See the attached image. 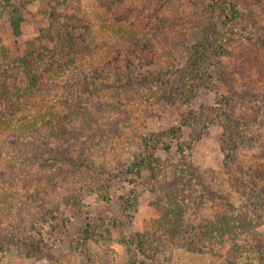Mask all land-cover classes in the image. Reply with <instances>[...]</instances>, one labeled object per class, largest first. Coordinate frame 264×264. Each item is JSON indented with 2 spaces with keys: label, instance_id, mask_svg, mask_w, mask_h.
I'll return each instance as SVG.
<instances>
[{
  "label": "rangeland",
  "instance_id": "rangeland-1",
  "mask_svg": "<svg viewBox=\"0 0 264 264\" xmlns=\"http://www.w3.org/2000/svg\"><path fill=\"white\" fill-rule=\"evenodd\" d=\"M211 1L0 0V264H264V0H225L223 50ZM78 8L96 42L14 97L13 59L57 42L43 13Z\"/></svg>",
  "mask_w": 264,
  "mask_h": 264
},
{
  "label": "trees",
  "instance_id": "trees-1",
  "mask_svg": "<svg viewBox=\"0 0 264 264\" xmlns=\"http://www.w3.org/2000/svg\"><path fill=\"white\" fill-rule=\"evenodd\" d=\"M16 4V3H15ZM17 5V4H16ZM11 4L10 7L12 8V10L10 11L9 14V25L12 28L13 34L15 37L18 36V30H19V24L21 22V15H19V8L16 6ZM211 6L212 8H214V11H216L217 16H218V20H219V26L217 27V30L214 32L215 35H217V39L216 42L214 43V46L216 48H220L221 50L224 49L223 47V43L225 42V40L228 39V33L227 31H232L231 28V24L234 22V8L231 2L225 1V0H212L211 1ZM83 10H81L80 8H78V13H76V17H74V23L71 25V27H69L70 25L65 22L63 24L60 23V21L58 19H56L54 17V12H50V13H43L44 16H46L47 20H48V29L56 34V38H57V42L52 44V47H41L39 48L40 50H27L26 53L21 56V57H16L15 59H13V66L14 68L17 69L18 74L20 75L19 81L22 83V87H18V86H13L12 87V94L14 97H20L22 95H30V94H36V93H41L43 90L41 89L40 85L42 82H44V70H50L51 74L54 70H58L59 68H66L68 66L73 65V67L75 68L78 63H75L74 61V57L71 55L69 57V59H67L68 54L70 55V53H67V51L61 55L59 53V51L56 50L55 47H61V49H66V47H73L74 46V42L73 41H77L79 40L80 45L78 47H81L82 49H87V51H89L90 49V45L94 41V39H92L93 35L91 32H89V34H87V38L84 37L83 35H79V39L75 40V38L72 37V30L74 29V26H77L76 28L79 29V33L80 30L84 27V22L85 21V14L82 12ZM56 14V12H55ZM81 17V18H80ZM71 17H69L68 19H70ZM67 19V20H68ZM66 24V25H65ZM63 26H66L67 28H65V30L67 29V32H63L61 33V28ZM89 18L87 19V29H89ZM230 28V29H229ZM86 29V28H85ZM77 31V30H76ZM81 34V33H80ZM53 39V38H52ZM51 39V40H52ZM214 47V48H215ZM219 49V50H220ZM54 52H58L59 53V58L58 60H65V61H58L57 65L58 67H52V69L49 67L52 66V62L55 59L54 56ZM219 52V51H218ZM93 53L91 55H89V60L94 61V59L92 58ZM96 56V55H95ZM67 59V60H66ZM88 62V60H87ZM91 63V62H89ZM9 64H7L8 66ZM87 65H92L91 64H87ZM6 66V67H7ZM47 66V67H45ZM45 67V68H44ZM56 68V69H55ZM88 74V73H87ZM46 79H48V75L46 76ZM203 108V107H201ZM198 110V109H193L190 110V114H193V111ZM5 114H6V110L0 107V132L5 128V126H7L6 124V118H5ZM181 133V129L180 128H176L175 130H173L171 132V138L172 139H177L180 136ZM165 149H168L169 146L165 145L164 147ZM35 157L33 156V159ZM30 159H28L26 157V155H20L18 157H15L14 159H12V162H7V165L5 166L4 169H7V167H16L18 165H22L24 163H27L28 165H30ZM39 160V158L37 159ZM41 161V160H39ZM46 161H44L45 163ZM147 163H145L143 165L144 169H147L149 171H153L156 167H158L159 161L157 159H150L148 161H146ZM3 172V171H2ZM138 172V171H137ZM136 172V174L138 175V173ZM3 176H5V174H1ZM136 175V176H137ZM221 227L219 229V231H217L218 234L225 235V234H230V229L229 228H225ZM166 232L169 234L170 232H172L171 230L167 229Z\"/></svg>",
  "mask_w": 264,
  "mask_h": 264
}]
</instances>
